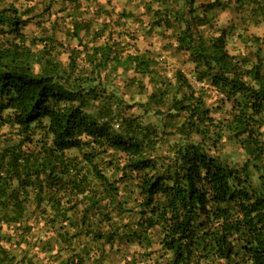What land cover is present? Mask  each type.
<instances>
[{
  "label": "trees",
  "instance_id": "16d2710c",
  "mask_svg": "<svg viewBox=\"0 0 264 264\" xmlns=\"http://www.w3.org/2000/svg\"><path fill=\"white\" fill-rule=\"evenodd\" d=\"M172 2L182 6L155 12L151 27L171 30L194 83L179 70L173 81L159 75L151 52L111 34L83 42L84 20L69 22L77 46L68 50L51 37L29 40L32 8L0 0V264L15 259L5 244L28 237L47 261L70 250L59 264H264L262 48L228 53L212 15L227 3ZM242 3L264 16V0ZM118 71L139 93L147 78L145 102L127 103ZM134 106L141 114L127 113ZM149 113L156 122L142 121ZM226 140L240 164L221 158ZM132 245L119 258L112 251ZM18 262L34 264L27 251Z\"/></svg>",
  "mask_w": 264,
  "mask_h": 264
},
{
  "label": "rangeland",
  "instance_id": "374dc122",
  "mask_svg": "<svg viewBox=\"0 0 264 264\" xmlns=\"http://www.w3.org/2000/svg\"><path fill=\"white\" fill-rule=\"evenodd\" d=\"M80 5L77 9L73 8L70 2L65 0H5V3L12 2L21 9L32 8L29 16L32 18L22 28V33L27 39H45L53 38L55 43H61L68 50L77 46V40L69 33L71 20L87 21L90 25V32L84 36L80 33L82 41H88L93 44H101L104 39L111 34L113 40L127 41L135 45V49L140 53L149 51L154 58L156 70L159 75H165L173 81V73L176 70L182 72L191 82L192 65L188 61L186 54L176 52L174 46L169 43L171 40V30L157 29L154 25L155 12H160L164 6L172 7L173 11L179 10L182 3L172 2V0H78ZM167 1V2H166ZM214 0H196L194 6L202 2H212ZM226 4L222 10L215 11L213 23L219 28H226V50L229 54L246 55L253 52L256 48H262L261 55L264 57V16L253 18L249 15L246 5L242 0H221ZM243 5V6H242ZM171 9V10H172ZM185 9V8H183ZM200 12V11H199ZM210 16V15H209ZM157 22V21H156ZM132 40H131V39ZM254 39H256L254 41ZM255 42L259 44L256 45ZM33 50L41 49L40 43L32 46ZM56 58L65 66L68 62L67 52L57 46L51 51ZM66 52V53H65ZM251 54V53H249ZM82 58V55L79 59ZM83 64L79 62L78 66ZM108 73V71H106ZM104 73H101L103 75ZM114 83L119 86L121 92H125L124 98L128 104L133 102H145L146 95L150 92L147 84V78H143L147 90L139 93L136 84H130L124 87L125 76L121 71L117 72ZM113 74H110L112 77ZM127 78V77H126ZM194 83V82H193ZM214 94V93H212ZM128 114H141V109L137 106L129 109ZM143 122H156L154 116L150 113L143 116ZM168 128V127H167ZM2 131H5L3 128ZM167 138V137H166ZM165 147V146H164ZM221 158L228 164H240L244 160L242 151L232 142L225 141L220 149ZM110 178H115L118 173H112L105 170ZM18 232L17 234H19ZM43 235H49L44 233ZM42 235V236H43ZM28 243H22L19 246H4L8 250V255H14L15 259L5 261L4 264H24L18 262L22 254L27 251V256L33 259L34 264H40L39 261L44 259V254L40 252V244L33 245L34 238L28 237ZM59 247V246H56ZM109 250L108 246H105ZM77 249V248H76ZM75 249V250H76ZM138 250L137 246L132 245L124 248L123 246L115 247L112 251L116 252L115 257L119 258L121 254H130ZM24 251V252H23ZM56 253V252H55ZM52 255V260L44 259L42 264H59L61 260L71 254L70 250L62 251L61 254ZM36 256V257H34ZM107 262L106 264H109Z\"/></svg>",
  "mask_w": 264,
  "mask_h": 264
}]
</instances>
